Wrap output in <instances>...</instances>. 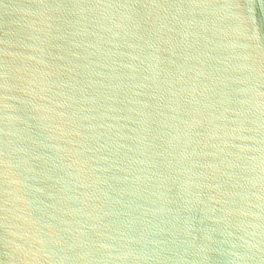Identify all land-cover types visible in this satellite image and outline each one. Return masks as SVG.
I'll list each match as a JSON object with an SVG mask.
<instances>
[{
  "label": "water",
  "instance_id": "obj_1",
  "mask_svg": "<svg viewBox=\"0 0 264 264\" xmlns=\"http://www.w3.org/2000/svg\"><path fill=\"white\" fill-rule=\"evenodd\" d=\"M0 264H264V0H0Z\"/></svg>",
  "mask_w": 264,
  "mask_h": 264
}]
</instances>
